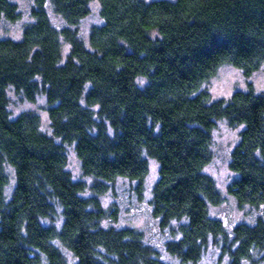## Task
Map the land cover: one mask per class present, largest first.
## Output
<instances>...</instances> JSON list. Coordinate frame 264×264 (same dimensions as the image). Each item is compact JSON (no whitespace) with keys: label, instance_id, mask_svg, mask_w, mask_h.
Masks as SVG:
<instances>
[{"label":"trees","instance_id":"1","mask_svg":"<svg viewBox=\"0 0 264 264\" xmlns=\"http://www.w3.org/2000/svg\"><path fill=\"white\" fill-rule=\"evenodd\" d=\"M93 1L104 22L87 44L76 26ZM31 14L21 39L0 38V264H69L60 246L75 264H166L140 229L104 225L119 213L103 205L109 184L136 180L143 197L149 158L160 167L152 212L172 231L171 255L197 264L215 243L228 264H264V218L229 230L213 217L224 197L205 170L218 122L242 126L229 192L264 210V90L215 100L203 88L223 65L246 75L264 66V0H34ZM1 17L21 18L14 0H0ZM10 88L47 97L53 135L37 113L12 117ZM66 145L92 185L73 177Z\"/></svg>","mask_w":264,"mask_h":264},{"label":"rangeland","instance_id":"2","mask_svg":"<svg viewBox=\"0 0 264 264\" xmlns=\"http://www.w3.org/2000/svg\"><path fill=\"white\" fill-rule=\"evenodd\" d=\"M21 12V18L17 21H9L4 17L0 18V38L21 39L25 26L33 21L32 7L34 0H14ZM101 6L98 1L91 3V12L76 26L81 37L89 44V36L94 26L102 24L104 21L100 15ZM52 22L58 29L68 26L66 21L49 6ZM71 51L69 43L64 42V56L67 57ZM253 87L256 91L264 90V66L252 73L246 75L244 71L233 65H223L218 73L212 77L203 86L209 91L213 99H229L236 90H247ZM9 109L12 117H17L23 112L32 111L41 117L42 130L53 135V128L49 116V103L47 97L39 95L36 101H30L21 92L10 88ZM242 126L233 127L226 120L218 122L214 132L213 159L207 165L206 172L211 175L222 193L224 200L221 204L211 206V215L221 219L229 230H232L240 223H256L257 219L264 218L262 207L257 208L251 205L241 206L233 195L229 192V186L237 177V174L231 169V154L240 140ZM69 157L68 169L76 180H83L89 186L94 183L92 177L84 174L81 161L76 153L74 145H66ZM150 172L145 180V192L140 197L137 192L138 182L128 178H119L110 183L109 190L101 197L103 205L107 209L117 207L119 210L117 220L107 219L105 226L116 228L136 227L144 235L146 242L152 246L160 255V259L166 264H182L178 258L171 255L166 248V243L174 238L169 227H162L161 220L153 215L151 199L153 197V188L159 179V163L149 158ZM11 176V185L7 191L10 195L15 187V174L9 168ZM89 194V192H88ZM52 220H45V223H52ZM56 224H62L63 219L58 216L55 219ZM60 245V244H59ZM65 253L69 264H75L77 259L63 246H60ZM229 258L222 254L219 245L211 243L204 253L202 259L197 264H228ZM47 264V263H44ZM246 264H251L247 262ZM260 264V263H259Z\"/></svg>","mask_w":264,"mask_h":264}]
</instances>
